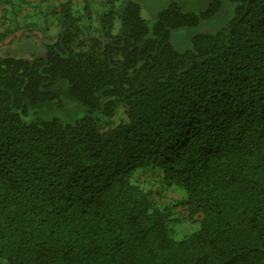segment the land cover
Listing matches in <instances>:
<instances>
[{
    "label": "trees",
    "instance_id": "obj_1",
    "mask_svg": "<svg viewBox=\"0 0 264 264\" xmlns=\"http://www.w3.org/2000/svg\"><path fill=\"white\" fill-rule=\"evenodd\" d=\"M227 1L179 52L223 0L153 28L134 0H0V47L46 51L0 53V264H264V0ZM62 79L85 116L27 122Z\"/></svg>",
    "mask_w": 264,
    "mask_h": 264
},
{
    "label": "rangeland",
    "instance_id": "obj_2",
    "mask_svg": "<svg viewBox=\"0 0 264 264\" xmlns=\"http://www.w3.org/2000/svg\"><path fill=\"white\" fill-rule=\"evenodd\" d=\"M141 5V13L144 19L149 23L150 28L156 21L157 14L168 7L172 1L180 3L182 10L186 13H201L207 9L209 4L213 0H134ZM14 10H21L29 15L35 12L30 7H25L21 4V0H14ZM35 4V3H34ZM32 3V5H34ZM100 12H103L106 7L99 5L97 6ZM10 10V9H9ZM11 12V10H10ZM234 15V5L223 0V7L221 11L208 20L202 21L197 27L193 28H182L172 32V43L175 49L179 52H185L192 48V38L196 34H215L220 29L226 27ZM23 17V16H22ZM39 20L42 19V15L36 16ZM43 20V19H42ZM0 53L4 56H15V57H35L45 56L46 51L42 43L33 39L25 40L24 42L15 41L14 43H8L0 47ZM54 91L58 94L59 99L49 101L38 106H31L29 114L26 117L27 122L35 120H53L59 119L63 123H75L76 121L83 118L86 114L85 106L75 99L69 91V83L67 80H59L54 88ZM145 178L144 180H146ZM173 198H180V195L174 194ZM179 229L186 228L183 224L176 226Z\"/></svg>",
    "mask_w": 264,
    "mask_h": 264
},
{
    "label": "crops",
    "instance_id": "obj_3",
    "mask_svg": "<svg viewBox=\"0 0 264 264\" xmlns=\"http://www.w3.org/2000/svg\"><path fill=\"white\" fill-rule=\"evenodd\" d=\"M28 22L31 23V22H34V21H31V20L29 19Z\"/></svg>",
    "mask_w": 264,
    "mask_h": 264
}]
</instances>
